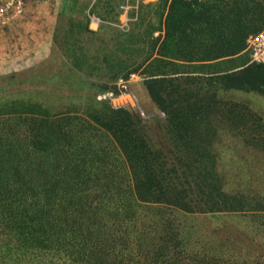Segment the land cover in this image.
<instances>
[{
  "label": "trees",
  "instance_id": "1",
  "mask_svg": "<svg viewBox=\"0 0 264 264\" xmlns=\"http://www.w3.org/2000/svg\"><path fill=\"white\" fill-rule=\"evenodd\" d=\"M123 4L61 11L46 67L0 78V264H264V118L235 99L264 97V0ZM136 76L144 111L112 106Z\"/></svg>",
  "mask_w": 264,
  "mask_h": 264
},
{
  "label": "crops",
  "instance_id": "2",
  "mask_svg": "<svg viewBox=\"0 0 264 264\" xmlns=\"http://www.w3.org/2000/svg\"><path fill=\"white\" fill-rule=\"evenodd\" d=\"M130 1L147 4L157 0ZM95 2L96 0H60L61 6L59 7L57 6L58 0H24L23 17L5 26H0V78H9V76L19 74L13 68L16 64L14 57L22 59L21 65L47 59L51 53L52 40L59 20L56 8L67 16L84 18L89 15ZM92 17L95 16H90V19ZM129 17L121 13L118 17L120 28H127ZM98 21L100 22L99 19ZM98 25L89 22L91 30H97Z\"/></svg>",
  "mask_w": 264,
  "mask_h": 264
},
{
  "label": "rangeland",
  "instance_id": "3",
  "mask_svg": "<svg viewBox=\"0 0 264 264\" xmlns=\"http://www.w3.org/2000/svg\"><path fill=\"white\" fill-rule=\"evenodd\" d=\"M59 1L60 0H58L57 6L60 7L61 5L59 4ZM59 12L61 13L60 9L56 8V14L57 15L60 14ZM48 57H47V59H48ZM13 59L16 62V64L13 66V68L18 71V73H19L18 75H22L23 71H28L30 69L35 70V73L33 75L40 73V71H42L44 69L43 67L44 66L46 67L45 62L47 60L46 59L42 62L39 61L40 63L33 61L30 64L25 63L24 65H21L20 62L22 59L15 58V57ZM30 61H32V60H30ZM23 67H25V68H23ZM22 68H23V70H20ZM53 68L55 69L56 66ZM13 73H16V72H13ZM27 76H28V74H27ZM37 77H39V75H37ZM25 79L26 80H25L24 84H21L22 82L17 81L15 79L13 81H10V83L7 86L8 91L12 95H15L16 91L17 92H23L22 90L28 91L31 87H37L38 89H42L44 87L54 86V84L57 83V79L53 80V81H49L48 78L42 80V79H34V78L28 79L27 77H25ZM59 83H62V81ZM65 88L66 87L64 86V89ZM65 90H67V89H65ZM122 90L123 91L119 96H117V97L111 96L110 97V103L112 106H114V107H118V106L119 107H121V106L130 107V108H134L137 111L138 110L144 111V106H145L144 102L146 100V95L144 93V90H143V87L141 84V78H139L137 76L132 77L131 80L125 84V89H122ZM235 99H238V101H242L244 104L249 105V107L252 108L254 112H256L258 115H260L261 117L264 118V97L246 94V95H238L237 98L235 97ZM148 116H146V117L148 118ZM151 116H153V115H150L149 117H151ZM157 117H162V115L158 114L156 116V119H157ZM153 119L154 118H151L150 122H149L150 134H152L153 137H156L157 136L156 133L158 132V129H157L154 121H152ZM232 145L233 146H227L225 149L226 150L228 149L230 151L234 150L238 157L245 159V161L240 159L242 162H244L243 164L245 166H247V167L252 166V165L253 166L259 165L260 166V164L255 160V158L253 160H251V158L253 156L251 150H248L247 148L240 146V145L239 146H234L235 144H232ZM225 161L227 163L231 164V162L229 160H225ZM233 161L236 162V160H233ZM236 163H238V162H236ZM233 166H238V165H233ZM255 179H256V177L254 178L253 184L258 185L256 183ZM258 180H259V178H258ZM196 223L200 227L205 228V225H208L206 227H209L210 229H212L214 227V225H216L217 222L215 223L214 221L213 222L211 221V223L207 224V223L203 222L201 219H199V220H196Z\"/></svg>",
  "mask_w": 264,
  "mask_h": 264
},
{
  "label": "built area",
  "instance_id": "4",
  "mask_svg": "<svg viewBox=\"0 0 264 264\" xmlns=\"http://www.w3.org/2000/svg\"><path fill=\"white\" fill-rule=\"evenodd\" d=\"M24 0H0V26L17 21L24 15ZM122 13L128 15L136 9L130 5V0H124V4L120 7ZM92 24H99L97 18L90 19ZM130 19L128 18L127 22ZM247 51L249 52L251 61L264 64V31L254 36L247 43ZM125 89V85L120 86ZM112 96L109 95V98ZM104 98V97H103Z\"/></svg>",
  "mask_w": 264,
  "mask_h": 264
}]
</instances>
